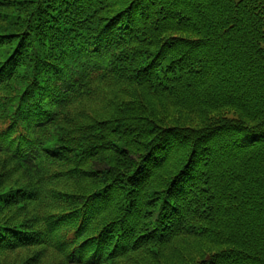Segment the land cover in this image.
Returning <instances> with one entry per match:
<instances>
[{
  "label": "trees",
  "instance_id": "trees-1",
  "mask_svg": "<svg viewBox=\"0 0 264 264\" xmlns=\"http://www.w3.org/2000/svg\"><path fill=\"white\" fill-rule=\"evenodd\" d=\"M0 264H264V0H0Z\"/></svg>",
  "mask_w": 264,
  "mask_h": 264
}]
</instances>
